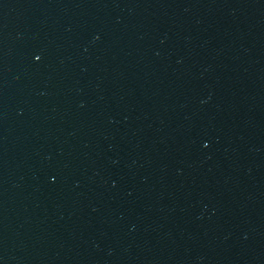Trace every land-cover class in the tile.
<instances>
[{
    "label": "water",
    "instance_id": "water-1",
    "mask_svg": "<svg viewBox=\"0 0 264 264\" xmlns=\"http://www.w3.org/2000/svg\"><path fill=\"white\" fill-rule=\"evenodd\" d=\"M0 264H264V0H0Z\"/></svg>",
    "mask_w": 264,
    "mask_h": 264
}]
</instances>
